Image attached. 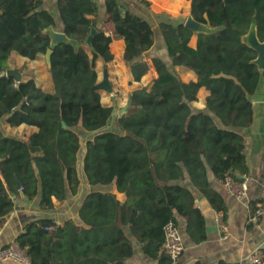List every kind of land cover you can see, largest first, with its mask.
I'll return each mask as SVG.
<instances>
[{
    "label": "trees",
    "instance_id": "1",
    "mask_svg": "<svg viewBox=\"0 0 264 264\" xmlns=\"http://www.w3.org/2000/svg\"><path fill=\"white\" fill-rule=\"evenodd\" d=\"M190 3L196 20L223 27L199 33L192 47L193 34L183 23L161 22L166 58H151L156 77L129 93L128 105L114 120L117 130H103L114 108L103 105L92 89L96 60L110 62L109 44L122 38V58L139 80L150 68L141 57L154 43L150 23L132 11L122 13L116 0H105L113 35L104 28L91 34L96 20L88 15L97 10L96 2L57 0L61 30L78 45L62 42L53 47L54 91L48 93L33 79L23 81L4 72L12 52L31 59L45 54L50 38L44 28L54 25L53 15L42 7L43 0H0V118L10 126H36L24 139L0 130V216L13 206L4 183L28 199L39 195L43 210L54 207L52 198L61 202L67 191L76 193L81 147L87 182L113 183L124 194L120 201L112 191L88 193L78 208L79 221L69 218L57 224L44 216L27 222L15 242L31 264H130L132 245L124 227L142 243L144 253L168 264L164 226H177L175 213L186 218L194 241L206 236L203 214L182 182L188 178L220 211L222 198L211 187L208 171L218 179L247 171L239 129L253 122L252 96L264 82V64L260 69L252 62L257 53L241 36L255 14L257 35L264 40V0ZM185 70L193 71L196 79L183 80L180 73ZM202 87L208 92L204 108L195 109L192 102ZM78 130L94 135L82 145ZM132 208L136 214L130 222Z\"/></svg>",
    "mask_w": 264,
    "mask_h": 264
},
{
    "label": "crops",
    "instance_id": "2",
    "mask_svg": "<svg viewBox=\"0 0 264 264\" xmlns=\"http://www.w3.org/2000/svg\"><path fill=\"white\" fill-rule=\"evenodd\" d=\"M94 1L97 4V10L88 15L96 20V25L91 27V30L94 29L96 31L98 28H104L106 34L113 35L112 24L108 21V15L105 11V0ZM116 1L119 3L122 13L125 10L132 11L150 23L154 32V43L141 55L142 58L149 61L150 68L139 80H134L129 65L122 58L125 48V42L122 38H112L109 49L113 54V59L110 62L104 64L101 59L96 60L97 81L103 78V71L106 68L112 88L111 92L105 89L97 90L101 103L114 108L113 116L108 126L103 130L108 128L117 130L114 120L128 105L129 93L132 90L148 85L156 77L157 73L152 65L151 58L153 56H164L166 58L165 45L159 24L161 22L184 23L191 14L190 0ZM42 7L53 15L54 25L51 27L56 31H62L57 0H43ZM196 36L193 34L189 40V45L192 47L196 46ZM8 68L18 69L21 73L20 80L33 79L43 91L48 93L54 91L50 67L45 60V54H38L31 59L12 52L8 59ZM184 74L186 75L185 78L183 77ZM180 75L183 80L196 79L193 71L185 70ZM198 94H202L199 100V109H202L204 108V99L208 92L204 87L200 88L197 92L196 100H198ZM195 101L192 102L193 106L196 105ZM252 103L254 107L253 122L250 126L239 129L245 141L244 154L247 171L245 173L233 172L231 174L235 179H242L244 174L247 176L246 196L235 198L227 194L222 187L220 179L215 177L211 171H208L211 187L222 198L224 208L218 211L207 197L200 193L186 178L182 184L191 190L194 196V206L199 208L203 214L206 236L199 242L194 241L187 232L186 218L181 214L175 213L177 227L181 233L185 249L176 262L168 264H219L220 262L227 264H252L248 259V255L255 248L264 250V213L256 219L250 220L254 213L253 209L256 210L260 203V186L264 182V82L260 83L257 91L252 96ZM0 130L4 135L24 139L28 134L36 130V126L25 123L10 126L6 122V118L3 117L0 118ZM93 135L94 133H91L89 137ZM77 171L80 180L77 192L72 194L67 191L65 199L61 202L52 198L55 204L49 210H43L40 207L39 195L33 199H28L21 191L15 193L9 190L4 183L13 206L9 213L0 216V248L15 242L17 236L24 231L25 224L31 220L45 216L51 217L57 224L69 218L77 221L78 208L85 196L92 191H112L117 199L120 201L124 200V194L118 192L113 183L105 186H95L87 182L82 168V153L77 161ZM219 217H221V221L226 226V232L219 226ZM124 232L132 245V254L127 260L130 264H160L159 257H151L143 252L142 243L132 234L129 227H124ZM0 264L23 263L14 259H7L0 261Z\"/></svg>",
    "mask_w": 264,
    "mask_h": 264
},
{
    "label": "built area",
    "instance_id": "3",
    "mask_svg": "<svg viewBox=\"0 0 264 264\" xmlns=\"http://www.w3.org/2000/svg\"><path fill=\"white\" fill-rule=\"evenodd\" d=\"M220 182L227 194L235 198H243L246 196L247 176L245 174L243 175L242 179H235L231 175H225L224 178L220 179ZM259 197L260 203L251 216L250 220H254L264 213V182L261 183ZM218 221L220 228L226 232V226L221 221V217L218 218ZM163 249L168 254L171 263L176 262L185 249L178 227L171 222L164 226ZM263 257L264 250L261 248H255L248 255V259L252 264H264ZM7 259H14L23 264H30V259L26 251L16 242H11L8 245L0 248V261H5Z\"/></svg>",
    "mask_w": 264,
    "mask_h": 264
},
{
    "label": "water",
    "instance_id": "4",
    "mask_svg": "<svg viewBox=\"0 0 264 264\" xmlns=\"http://www.w3.org/2000/svg\"><path fill=\"white\" fill-rule=\"evenodd\" d=\"M183 25L190 29L192 34L198 35L199 33H212L219 29H221L223 26H216L211 27L207 23L201 22L196 20L191 14L186 18ZM44 32L49 35L50 38V45L49 48L45 52V60L49 67H51V61L50 56L52 53V49L55 45L58 43H68L72 44L74 46L78 45V42L70 39L67 37V35L62 31H56L51 26H47L44 28ZM95 32L94 29L91 30V34ZM91 34H89L86 38V43L90 44L91 41ZM241 40L243 43L247 44L249 47L253 48L256 51V57L252 60L255 64L258 65V67L261 69L263 68L264 64V40H260L257 35V27H256V20H255V14L252 16L251 22L249 24V27L247 31L241 36ZM7 76H13L17 79H21V73L16 68H7L4 72ZM92 89H105L108 92L112 91L111 84L108 80L107 70L106 68L103 71V78L100 81H97L95 84L92 85ZM62 126L66 127L65 123L62 121ZM18 187H20L19 183H17ZM190 185V184H189ZM188 185V186H189ZM136 214V210L132 208L129 221L132 222L133 218Z\"/></svg>",
    "mask_w": 264,
    "mask_h": 264
},
{
    "label": "rangeland",
    "instance_id": "5",
    "mask_svg": "<svg viewBox=\"0 0 264 264\" xmlns=\"http://www.w3.org/2000/svg\"><path fill=\"white\" fill-rule=\"evenodd\" d=\"M183 77L185 78L186 75L184 74ZM201 97H202V94H198V100H196V101L194 102L196 105L193 106L195 109H199V108H200V107H199V106H200V105H199V100H200ZM78 132H79V135H80L81 144L83 145L84 142L86 141V139L89 137V135H88L87 133H85L84 131H81V130H78ZM82 150H83V147H81V150H80V152H79V154H78V158H79V156L81 155V153L83 152Z\"/></svg>",
    "mask_w": 264,
    "mask_h": 264
}]
</instances>
